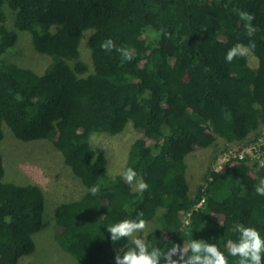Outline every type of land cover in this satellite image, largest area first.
Instances as JSON below:
<instances>
[{"label": "trees", "instance_id": "obj_1", "mask_svg": "<svg viewBox=\"0 0 264 264\" xmlns=\"http://www.w3.org/2000/svg\"><path fill=\"white\" fill-rule=\"evenodd\" d=\"M5 8L14 30L6 27ZM237 10L254 16L253 36ZM161 29L169 35L149 38ZM16 31L29 33L34 50L50 57L42 75L1 61ZM87 31L91 68L76 53ZM109 38L134 50V58L103 50ZM250 41L256 68L246 56L225 61L228 49ZM127 124L139 136L124 170L135 169L148 184L143 193L110 174L104 153L90 144ZM2 126L21 142H51L80 180L82 196L58 205L53 225L54 239L76 264H115L130 241L112 242L106 228L141 211L156 228L148 240L157 247L202 239L227 255V241L239 237L236 224L264 237V196L255 192L264 169L247 160L212 170L219 155L263 134L264 0H0V141ZM216 143L220 149L190 197L185 157L194 146ZM4 173L0 153V264H17L45 226L44 195L38 186L8 183ZM181 212H190L189 228Z\"/></svg>", "mask_w": 264, "mask_h": 264}, {"label": "rangeland", "instance_id": "obj_2", "mask_svg": "<svg viewBox=\"0 0 264 264\" xmlns=\"http://www.w3.org/2000/svg\"><path fill=\"white\" fill-rule=\"evenodd\" d=\"M7 17L6 27L13 29V16L5 8ZM15 45L1 56V61L19 68L28 69L36 75H42L51 59L48 55L40 54L33 48L29 33L16 31ZM89 31L83 34L77 48L78 59L91 68V56L87 47ZM249 67H257V58L250 52L246 56ZM50 60V62H49ZM71 66V63L69 64ZM4 138L0 141V153L3 159L4 180L19 186H38L44 195V212L42 222L45 226L32 236L34 250L29 255L21 257L17 264H76L54 239V212L58 205L77 201L83 188L70 169L64 165L62 158L54 150L51 142L46 140L21 142L15 139L8 129L2 126ZM262 131L259 130V133ZM139 136L131 124L117 135H95L90 138L93 148L101 150L107 161L110 174L122 175L130 145ZM214 148L220 149L216 143L214 147H193L186 155V180L189 183L190 197L202 184L206 168L211 164ZM57 154V155H56ZM135 191V185L132 189ZM215 219L216 216H213ZM220 218H218L219 220ZM151 228V225H149Z\"/></svg>", "mask_w": 264, "mask_h": 264}, {"label": "clouds", "instance_id": "obj_3", "mask_svg": "<svg viewBox=\"0 0 264 264\" xmlns=\"http://www.w3.org/2000/svg\"><path fill=\"white\" fill-rule=\"evenodd\" d=\"M237 11L240 19L246 22L244 27L247 35L253 36L257 31L251 23L254 16L242 10ZM161 35L167 37L169 34L162 29L148 33L150 39H157ZM101 48L105 51L115 49L125 61L130 62L134 58V50L127 47L116 48L110 38L101 44ZM254 48L255 43L251 41L248 45L236 43L228 49L225 61L231 63L237 57L248 56ZM122 176L127 184L135 185L136 191L143 193L148 189V184L143 179L137 178L138 173L135 169L126 168ZM91 192L95 195L98 188L92 187ZM255 192L264 196V178L259 179L255 186ZM202 204L203 202L199 206L195 205L196 209ZM186 214L190 216V212H181V219L186 218ZM184 223L186 228L190 227V220H185ZM234 228L239 233V237L237 240L229 239L227 241V255L216 243H209L202 239H191L187 243H183L182 246L171 242L164 244L162 248L157 247V244L148 240V234L156 228H149V221L144 218L142 211L138 212L134 218H125L111 224L106 230L112 242H118L125 238L130 241L127 248L122 249L114 256L115 264H161V261L163 264H229V256L238 258V264H264V237L260 232L253 226L243 224H236ZM165 240H167L166 237Z\"/></svg>", "mask_w": 264, "mask_h": 264}, {"label": "built area", "instance_id": "obj_4", "mask_svg": "<svg viewBox=\"0 0 264 264\" xmlns=\"http://www.w3.org/2000/svg\"><path fill=\"white\" fill-rule=\"evenodd\" d=\"M262 133L263 134L260 135L254 143L249 145L240 144L233 146L229 149L230 151L228 153L219 155L212 170L215 172H222L230 167V164L233 162L237 163L247 160L248 162L254 164L256 163L258 167L264 169V130ZM201 202H203V200H201ZM201 202L198 203L197 206H199ZM187 216H189V214H186V218H182L183 223L187 220Z\"/></svg>", "mask_w": 264, "mask_h": 264}, {"label": "bare ground", "instance_id": "obj_5", "mask_svg": "<svg viewBox=\"0 0 264 264\" xmlns=\"http://www.w3.org/2000/svg\"><path fill=\"white\" fill-rule=\"evenodd\" d=\"M188 242V241H187Z\"/></svg>", "mask_w": 264, "mask_h": 264}]
</instances>
